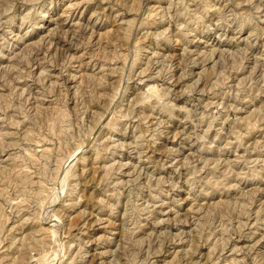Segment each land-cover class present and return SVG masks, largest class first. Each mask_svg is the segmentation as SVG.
Returning a JSON list of instances; mask_svg holds the SVG:
<instances>
[{
	"label": "rangeland",
	"instance_id": "374dc122",
	"mask_svg": "<svg viewBox=\"0 0 264 264\" xmlns=\"http://www.w3.org/2000/svg\"><path fill=\"white\" fill-rule=\"evenodd\" d=\"M0 264H264V0H0Z\"/></svg>",
	"mask_w": 264,
	"mask_h": 264
},
{
	"label": "bare ground",
	"instance_id": "6f19581e",
	"mask_svg": "<svg viewBox=\"0 0 264 264\" xmlns=\"http://www.w3.org/2000/svg\"><path fill=\"white\" fill-rule=\"evenodd\" d=\"M215 50V49H214ZM213 52V51H212ZM215 53V52H214ZM223 54V53H222ZM255 66V65H254ZM147 78V77H146ZM195 91V90H194ZM30 93V92H29ZM36 102V101H35ZM128 108V107H127ZM125 148V147H124ZM83 161V160H82ZM200 169V168H199ZM68 177V176H67ZM137 177V176H136ZM43 187V186H42ZM40 191V190H39ZM186 223V222H185ZM124 239V238H123ZM150 240V239H149ZM119 247V246H118ZM35 250H36V248H35ZM38 254V253H37ZM29 257V256H28ZM31 257V256H30ZM33 257V256H32ZM30 259H32V258H30ZM34 260V259H33ZM145 261V260H144ZM35 262H36V260H35ZM38 262V261H37ZM119 262V261H118Z\"/></svg>",
	"mask_w": 264,
	"mask_h": 264
}]
</instances>
